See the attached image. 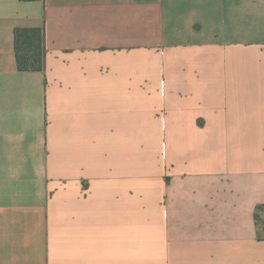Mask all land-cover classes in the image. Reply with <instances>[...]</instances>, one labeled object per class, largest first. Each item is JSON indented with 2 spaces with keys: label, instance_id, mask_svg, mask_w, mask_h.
<instances>
[{
  "label": "crops",
  "instance_id": "obj_1",
  "mask_svg": "<svg viewBox=\"0 0 264 264\" xmlns=\"http://www.w3.org/2000/svg\"><path fill=\"white\" fill-rule=\"evenodd\" d=\"M259 204L264 0H0V264H264Z\"/></svg>",
  "mask_w": 264,
  "mask_h": 264
},
{
  "label": "trees",
  "instance_id": "obj_2",
  "mask_svg": "<svg viewBox=\"0 0 264 264\" xmlns=\"http://www.w3.org/2000/svg\"><path fill=\"white\" fill-rule=\"evenodd\" d=\"M14 42L17 67L20 71H42L45 69L44 27H16L14 29ZM255 218L258 237L264 239V204H259L256 207Z\"/></svg>",
  "mask_w": 264,
  "mask_h": 264
}]
</instances>
